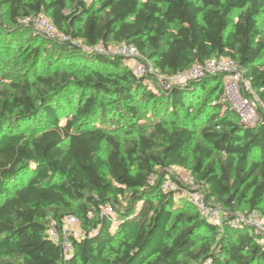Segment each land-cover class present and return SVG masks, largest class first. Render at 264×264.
I'll return each mask as SVG.
<instances>
[{
    "label": "trees",
    "instance_id": "trees-1",
    "mask_svg": "<svg viewBox=\"0 0 264 264\" xmlns=\"http://www.w3.org/2000/svg\"><path fill=\"white\" fill-rule=\"evenodd\" d=\"M97 1L0 0V66L18 60L26 70L0 92V264H264L254 229L220 234L188 199L161 189L169 169L183 168L230 220L264 218V120L247 126L225 105L224 75L160 90L107 53L134 45L163 77L230 58L264 103V0ZM40 14L76 43L23 24ZM98 46L105 53L85 50ZM149 107L145 133L139 109ZM191 127H200L194 162ZM126 191L131 205L121 209ZM108 203L114 214H102ZM68 215L84 228L70 258L49 237Z\"/></svg>",
    "mask_w": 264,
    "mask_h": 264
},
{
    "label": "built area",
    "instance_id": "built-area-1",
    "mask_svg": "<svg viewBox=\"0 0 264 264\" xmlns=\"http://www.w3.org/2000/svg\"><path fill=\"white\" fill-rule=\"evenodd\" d=\"M34 23L39 34L49 40L59 43L71 42L76 43L69 36L60 33L54 22L46 15L40 14L32 20H26L25 23ZM86 51L105 53L103 46L96 48H86ZM109 54V52H107ZM110 55L121 56L129 60V68L133 74L139 79H148L150 77H157L154 66L142 54L139 53L137 48L131 44L120 45L115 52ZM218 74H228L230 92L236 88V92L243 90L247 95L240 98L239 103L235 106L234 111L242 119L243 123L247 126H256L264 120V103L260 99L258 91L253 89V78L248 76L245 71L241 70L239 66L230 58H215L209 60L205 65L195 67L185 73L178 74L171 78L169 81L160 79L158 89L169 90L172 87L180 86L183 83L196 81L207 75L214 76ZM154 79V78H153ZM261 91H263L261 89ZM225 102V100H223ZM215 103H213L214 105ZM261 108V109H260ZM162 191L172 193L188 199L194 205L199 213L212 223H219L216 215V210L206 200V192L204 189L196 190L194 178L190 173H175L167 176L161 183ZM102 214H114L115 207L108 203L102 206ZM236 220V219H235ZM238 225H247L254 229L256 234L262 237L261 241L264 242V221L258 218L257 213H251L248 216L237 218ZM235 224L233 220L230 224ZM84 235V228L80 219L74 215H68L63 220L60 226L52 225L49 229L50 239L61 245L64 252L67 254L73 253V239L79 240ZM260 241V242H261ZM262 245V244H261Z\"/></svg>",
    "mask_w": 264,
    "mask_h": 264
},
{
    "label": "rangeland",
    "instance_id": "rangeland-1",
    "mask_svg": "<svg viewBox=\"0 0 264 264\" xmlns=\"http://www.w3.org/2000/svg\"><path fill=\"white\" fill-rule=\"evenodd\" d=\"M84 2L88 5V6H95L98 4L97 0H84ZM0 21H2L0 19ZM6 24V22H4ZM23 23V21H22ZM25 25H32L34 27L33 32L35 34L39 35V32L37 31L34 23L32 24V22L29 23H23ZM260 31L262 33L261 35V39L264 38V17L261 18L260 20ZM43 43H45V48L48 51H51V49H53V44H51L49 41H46L44 39H42ZM42 43V45H43ZM119 46H115V45H111L108 48V52H115L117 50ZM151 62V61H150ZM125 65L128 66V64L130 63L129 60L126 58L125 59ZM152 64V63H151ZM153 65V64H152ZM38 67H36V70L38 72H43L45 71V61H44V54H41V59L39 61V64L37 65ZM129 67V66H128ZM195 68V67H194ZM26 73V70L23 66V63L19 62L18 60L11 62V61H5L3 66H0V92L6 91V92H11V88H12V84L16 83L17 81H19L20 77ZM157 77H150L148 79H144L143 82L145 85H149V87L152 88H157L158 87V83L160 79H165L167 81H169L171 78L173 77H163L160 74H157ZM224 75L222 77V83H223V91H222V98L223 100H225V105L229 106V109L233 110L235 109V106L239 103V100L241 97L247 95V92L243 91V90H239L238 92H236V88L233 89L232 92H230L228 90L229 87V83H228V79H229V75L228 74H221ZM154 78V79H153ZM232 78L230 77V80ZM188 84V82L181 84L182 87H185ZM261 109V108H260ZM150 107L147 109H139V116L142 117V119L144 120V124L142 125V128L145 130V133H150L151 132V120L149 119L150 117ZM221 114H223V112H221ZM169 122H167L168 124ZM191 129H193L196 132V138H195V142L193 143V146L191 147V153H192V162L196 161L197 157L194 154L193 149L195 148L196 144H197V129H200V127H191ZM138 133V130H135L132 135H127L125 132H119L117 134V136L122 140V142H125L128 139H131L134 135H136ZM216 161H220V156H216L213 158ZM210 163V161L207 162V164ZM175 173H190L189 170L183 169V168H179V167H172L171 169L168 170V176H170L171 174H175ZM131 193L130 191H126V194L123 198H121V204H120V208L121 209H128L131 205ZM207 200V199H206ZM213 201V200H210ZM209 201V202H210ZM212 205V207L214 208V210H216V215L219 219V223H214L218 228H219V232L220 234L225 231L226 229H234V227H238L240 225H238L239 223L237 222V218L238 217H242V216H248L251 213H246V212H238L237 213V218L235 221V224H229L230 222H232L233 220H230V217L226 214L225 210L217 203H209ZM190 207H195L194 205H190ZM196 208V207H195ZM197 209V208H196ZM264 209V206H263ZM178 209H176L177 211ZM116 212V211H115ZM258 218L264 221V218L262 216H260V214H258ZM234 226V227H233ZM214 238V237H213ZM216 238V237H215ZM216 239H219V235L217 236ZM262 245H264V242L261 241L260 242Z\"/></svg>",
    "mask_w": 264,
    "mask_h": 264
},
{
    "label": "water",
    "instance_id": "water-1",
    "mask_svg": "<svg viewBox=\"0 0 264 264\" xmlns=\"http://www.w3.org/2000/svg\"><path fill=\"white\" fill-rule=\"evenodd\" d=\"M64 257L70 258L71 257V254H67V253L64 252Z\"/></svg>",
    "mask_w": 264,
    "mask_h": 264
}]
</instances>
